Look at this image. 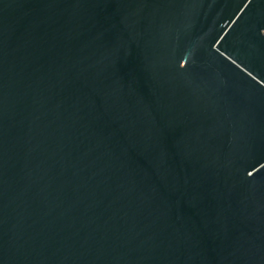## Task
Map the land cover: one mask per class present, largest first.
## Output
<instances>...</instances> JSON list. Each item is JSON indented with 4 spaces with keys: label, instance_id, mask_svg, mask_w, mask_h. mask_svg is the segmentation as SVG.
<instances>
[{
    "label": "water",
    "instance_id": "water-1",
    "mask_svg": "<svg viewBox=\"0 0 264 264\" xmlns=\"http://www.w3.org/2000/svg\"><path fill=\"white\" fill-rule=\"evenodd\" d=\"M0 264H264V0H0Z\"/></svg>",
    "mask_w": 264,
    "mask_h": 264
}]
</instances>
